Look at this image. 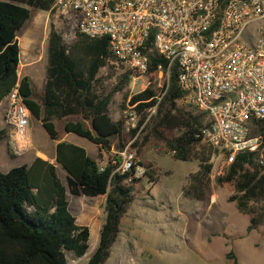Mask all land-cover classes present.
Wrapping results in <instances>:
<instances>
[{
    "label": "trees",
    "instance_id": "1",
    "mask_svg": "<svg viewBox=\"0 0 264 264\" xmlns=\"http://www.w3.org/2000/svg\"><path fill=\"white\" fill-rule=\"evenodd\" d=\"M53 4V0H0V106L18 87L33 118L57 143L56 164L35 158L30 165L7 173L0 171V264H69L67 255L75 259L87 255L90 230L78 225L70 212L66 189L55 165L65 172L71 196L105 197L97 246L87 264H106L120 234L122 219L136 198L135 184L144 178L158 183L156 176L160 171L145 159L151 149L171 154L179 162H198V171L190 176L194 195L190 189L183 190L185 196L197 200H201L197 189L211 174L212 158L220 154L202 138V130L209 125L208 115L180 104L183 93L176 68L172 69L168 90L157 105L158 89L152 82L158 67L165 70L167 61L156 52L149 55V86L125 99L137 118L134 127L127 124L129 115L118 121L110 116L113 95L127 87L134 75L115 59L108 38L77 33L74 41L65 45L51 23L43 88L39 90L27 76L20 78L21 32L38 12L54 15ZM111 80L114 87L108 90L105 84ZM156 105L155 115L149 117V110ZM121 109L126 111V106ZM254 126L263 140L260 150L237 154L224 174L215 178L217 186L231 194L227 202L249 217L247 233L264 224V163L260 159L264 121ZM66 134L86 139L109 153H121L128 147L133 151L134 167L141 166L144 175L135 179L133 170L115 172L120 164L117 156L100 166L84 148L63 142ZM5 140L7 131L0 130V144ZM8 153L11 155L9 147ZM227 157L228 154L223 155V159ZM226 258L230 260L233 254Z\"/></svg>",
    "mask_w": 264,
    "mask_h": 264
},
{
    "label": "built area",
    "instance_id": "2",
    "mask_svg": "<svg viewBox=\"0 0 264 264\" xmlns=\"http://www.w3.org/2000/svg\"><path fill=\"white\" fill-rule=\"evenodd\" d=\"M53 1L64 32L108 38L111 53L132 80L147 76L151 53L164 57L167 67L159 66L156 73L157 105L176 68L180 104L208 115L203 141L219 155L228 154L227 166L239 153L260 150L263 140L254 124L264 121V0ZM4 104L8 147L20 157L31 149V113L18 87ZM127 114L134 120L131 110ZM119 156L115 172L133 170L135 179L144 175L141 166L134 167L128 147ZM260 159L264 163V148Z\"/></svg>",
    "mask_w": 264,
    "mask_h": 264
},
{
    "label": "rangeland",
    "instance_id": "3",
    "mask_svg": "<svg viewBox=\"0 0 264 264\" xmlns=\"http://www.w3.org/2000/svg\"><path fill=\"white\" fill-rule=\"evenodd\" d=\"M51 23L61 33L65 45L74 41L75 34L64 32L62 22L53 14L45 12H38L26 24L18 39L21 47L19 77L27 76L39 90L45 84ZM102 73L105 74L106 71L103 70ZM152 83L158 89L160 80L155 78ZM149 84L148 77H140L115 93L109 106L111 118L118 121L122 116L128 115L130 109L125 101L126 97L142 92ZM105 85L108 90L114 87L112 80ZM122 105L126 106V111L121 109ZM3 109H0V129ZM136 122L135 117L134 120H128L127 124L134 127ZM28 135L31 149L20 157H11L6 141L1 142L2 173L30 162L36 151L54 156L55 143L32 117L29 120ZM62 140L84 148L100 166H105L110 157L117 156L120 159L116 151L109 153L100 150L74 134H66ZM128 151L133 154L131 149L128 148ZM145 159L160 171L159 176H156L158 183H149L144 178L135 184L136 198L122 219L120 234L106 264H264V224L258 230L247 233L249 217L228 203L227 199L231 194L215 183V178L222 176L228 167L223 156L218 154L212 158L213 168L208 181L197 189L201 200L188 198L183 192L185 188L192 191L190 176L198 171L197 161L179 162L171 154H162L156 149H151ZM57 174L62 186L66 188L69 207L77 224L90 229L87 255L82 259H75L69 254L67 260L69 264H87L88 256L97 246L100 231L96 230L94 214L98 213L100 226L104 218L105 197L99 206L88 205L89 198L69 194L66 175L59 166ZM192 193L194 195L193 191ZM230 253L233 258L229 260L226 256Z\"/></svg>",
    "mask_w": 264,
    "mask_h": 264
},
{
    "label": "crops",
    "instance_id": "4",
    "mask_svg": "<svg viewBox=\"0 0 264 264\" xmlns=\"http://www.w3.org/2000/svg\"><path fill=\"white\" fill-rule=\"evenodd\" d=\"M1 107H3L4 109H3V117H2V124H1V129L0 130H5L6 129V127H5V122H4V114H5V104H4V102L1 104V106H0V109H1ZM31 117L33 118V116L31 115ZM37 122L41 125V123L37 120ZM6 141V140H5ZM63 141V140H62ZM64 142V141H63ZM55 143V142H54ZM68 143V142H67ZM56 144L57 143H55V145H54V149L56 148ZM71 144V143H70ZM5 145H6V147H7V150H8V143H7V141L5 142ZM74 145V144H73ZM77 146V145H76ZM80 147V146H79ZM55 151V150H54ZM55 157H56V153L54 154V156H53V154H51V155H48L47 154V152H39V151H36V153L32 156V158H31V160H30V162H28V163H25V164H23V165H30L32 162H33V160L35 159V158H40V159H42V160H45V161H48V162H50V163H52V164H56L55 163ZM56 166V168H57V170H58V165H55ZM11 170V169H10ZM7 173V172H6ZM65 173V172H64ZM58 175V174H57ZM66 175V174H65ZM60 180V179H59ZM65 180H66V176H65ZM61 182V181H60ZM66 185H67V183H66ZM66 189V188H65ZM73 197H75V196H73ZM76 197H80V196H76ZM102 198L103 197H97V198H89V200H88V205H97V206H99L100 204H101V202H103L102 201ZM66 199H67V195H66ZM93 199H96V201L94 202L93 201ZM67 201H68V199H67ZM96 208V207H95ZM69 209H70V207H69ZM97 209V208H96ZM97 211V210H96ZM70 212L71 213H73L72 211H71V209H70ZM78 213V212H77ZM74 214V213H73ZM72 214V215H73ZM95 215V223H96V230H99L100 228H101V226H102V224H100V226H99V221H98V213L96 212V214H94ZM76 223H77V220H76ZM86 227V226H85ZM90 230V229H89Z\"/></svg>",
    "mask_w": 264,
    "mask_h": 264
},
{
    "label": "bare ground",
    "instance_id": "5",
    "mask_svg": "<svg viewBox=\"0 0 264 264\" xmlns=\"http://www.w3.org/2000/svg\"><path fill=\"white\" fill-rule=\"evenodd\" d=\"M23 45H25V44H23Z\"/></svg>",
    "mask_w": 264,
    "mask_h": 264
}]
</instances>
